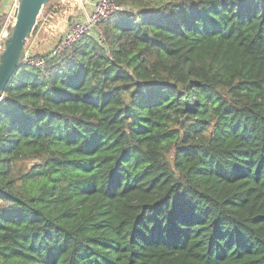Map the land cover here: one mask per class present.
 <instances>
[{"label": "trees", "instance_id": "obj_1", "mask_svg": "<svg viewBox=\"0 0 264 264\" xmlns=\"http://www.w3.org/2000/svg\"><path fill=\"white\" fill-rule=\"evenodd\" d=\"M112 1L2 93L0 264H264V0Z\"/></svg>", "mask_w": 264, "mask_h": 264}, {"label": "rangeland", "instance_id": "obj_2", "mask_svg": "<svg viewBox=\"0 0 264 264\" xmlns=\"http://www.w3.org/2000/svg\"><path fill=\"white\" fill-rule=\"evenodd\" d=\"M99 0H50L44 5L36 31L27 40V56L47 54L64 38L69 28L89 19ZM35 30V29H34Z\"/></svg>", "mask_w": 264, "mask_h": 264}, {"label": "built area", "instance_id": "obj_3", "mask_svg": "<svg viewBox=\"0 0 264 264\" xmlns=\"http://www.w3.org/2000/svg\"><path fill=\"white\" fill-rule=\"evenodd\" d=\"M19 3L20 0H0V16H2V22L0 25V53L4 48V42L14 24ZM121 11L122 9L112 0H99L97 6L90 14L89 19L84 23L71 26L66 32L63 40L49 52L50 56H56L64 48L85 36L94 35L97 41L100 44H103L101 31L98 27L99 24ZM21 59H23L24 63L32 66L42 67L44 65V62L41 59L27 56L25 51Z\"/></svg>", "mask_w": 264, "mask_h": 264}, {"label": "water", "instance_id": "obj_4", "mask_svg": "<svg viewBox=\"0 0 264 264\" xmlns=\"http://www.w3.org/2000/svg\"><path fill=\"white\" fill-rule=\"evenodd\" d=\"M50 0H20L15 21L0 53V99L19 66L27 40L31 37L38 17Z\"/></svg>", "mask_w": 264, "mask_h": 264}]
</instances>
